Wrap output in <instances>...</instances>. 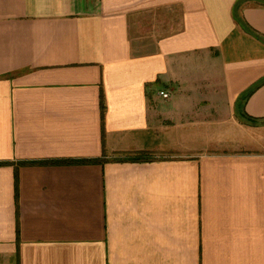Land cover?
<instances>
[{
  "label": "crops",
  "instance_id": "crops-1",
  "mask_svg": "<svg viewBox=\"0 0 264 264\" xmlns=\"http://www.w3.org/2000/svg\"><path fill=\"white\" fill-rule=\"evenodd\" d=\"M263 79L260 0H0V264H264Z\"/></svg>",
  "mask_w": 264,
  "mask_h": 264
},
{
  "label": "trees",
  "instance_id": "trees-1",
  "mask_svg": "<svg viewBox=\"0 0 264 264\" xmlns=\"http://www.w3.org/2000/svg\"><path fill=\"white\" fill-rule=\"evenodd\" d=\"M264 3V0H260ZM242 25H243V28L248 31L249 33H251L252 35L258 37L261 39V37L255 32L253 31L252 29L248 28L246 26V24H244L243 22L239 21ZM264 84V79L258 83L256 86H254V88H252L250 91H248L242 98V102L243 101H246L249 97V95H251L256 89H258L261 85ZM238 119H240L243 123L245 124H248V125H252V126H260V125H263L264 126V119L263 120H258V119H253V118H250L248 117L247 115H245V113L243 112H240V115H238ZM142 159H145L144 158V155L142 154H138L137 157L134 158V161L135 160H142Z\"/></svg>",
  "mask_w": 264,
  "mask_h": 264
},
{
  "label": "built area",
  "instance_id": "built-area-1",
  "mask_svg": "<svg viewBox=\"0 0 264 264\" xmlns=\"http://www.w3.org/2000/svg\"><path fill=\"white\" fill-rule=\"evenodd\" d=\"M160 96H162L164 99H169L171 97L170 93L165 91H161Z\"/></svg>",
  "mask_w": 264,
  "mask_h": 264
},
{
  "label": "rangeland",
  "instance_id": "rangeland-1",
  "mask_svg": "<svg viewBox=\"0 0 264 264\" xmlns=\"http://www.w3.org/2000/svg\"><path fill=\"white\" fill-rule=\"evenodd\" d=\"M236 145L238 146V144H229L228 149H233L236 147ZM155 156H157V155H155ZM159 156H163V155H159Z\"/></svg>",
  "mask_w": 264,
  "mask_h": 264
}]
</instances>
